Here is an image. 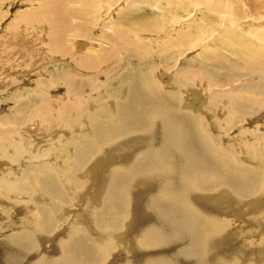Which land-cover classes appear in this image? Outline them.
<instances>
[{"label":"bare ground","instance_id":"bare-ground-1","mask_svg":"<svg viewBox=\"0 0 264 264\" xmlns=\"http://www.w3.org/2000/svg\"><path fill=\"white\" fill-rule=\"evenodd\" d=\"M152 65L134 66L121 83L103 88L105 93L93 96L87 105L81 102L89 109L61 102L63 113L58 116L63 131H72L64 133L67 146L62 145L65 137L51 144L69 155L58 170L44 164L25 166L20 179L18 171L0 176V193L20 192L29 198L14 206L18 220L13 233L0 242V264H103L104 255L122 245L126 253L115 254V264L253 263H243L240 256L264 264V240H256L264 232V181L253 178L264 170V148L248 145L251 159L245 161L255 164L253 169L224 152L218 136L225 124L228 129L236 117H244L247 106L227 105L229 99L215 93L209 106L197 113L179 96L188 87L185 81L177 75L171 79L172 91H167L153 79L156 68ZM66 90L77 94L76 89ZM219 112L226 114L222 122ZM207 113L213 123L203 119ZM0 143H4L0 153L10 161L27 153L22 143ZM33 167L52 172L36 180L37 186L35 178L28 180ZM70 191L78 193L73 199L82 207L69 225L78 230L66 241L59 240L55 250L59 257L47 255L33 262L31 256L45 242L44 236L56 231V224L71 208L65 205L76 206L67 198ZM36 211L40 212L37 218L31 215ZM228 216L239 217L248 225L247 231L231 230L232 224L225 221ZM118 218L128 221L124 229ZM32 224L44 236L32 237L28 232ZM252 240L263 243L255 247Z\"/></svg>","mask_w":264,"mask_h":264},{"label":"rangeland","instance_id":"rangeland-1","mask_svg":"<svg viewBox=\"0 0 264 264\" xmlns=\"http://www.w3.org/2000/svg\"><path fill=\"white\" fill-rule=\"evenodd\" d=\"M149 63L156 68L153 79L165 90L172 91L171 79L179 76L185 81L188 87L179 96L197 113L209 106L215 93L227 97V105L247 106L244 117H254L238 116L228 129L225 124L218 134L219 144L224 152L241 159L240 164L255 169V164L245 160L251 159L248 145L264 148V0H0V142L11 140L27 149V155L12 161L0 153V176L18 171L20 179L25 166L39 168L44 164L58 170L69 155L51 144L71 130L63 131L61 102L84 108L90 98L105 93L103 88L121 83L129 69ZM216 68H221L218 73ZM68 87L77 94L67 92ZM224 116L219 112L221 122ZM52 117L55 123L49 121ZM203 119L213 123L211 114ZM66 140L63 146H67ZM34 167L28 180L35 178V183L52 172L49 168L34 171ZM263 173L259 170L253 178L264 181ZM11 177L13 182L17 180V176ZM0 195L2 242L17 224L14 206L29 198L20 192ZM76 195L68 193L67 198L76 206L65 205L71 208L51 235L40 234L37 224H32V229L28 226L32 237L46 239L31 256L33 262L47 255L59 257L55 253L59 240L66 241L78 230L70 227L82 210L73 199ZM36 212L31 215L37 218L40 212ZM118 221L123 229L128 222ZM225 221L232 224L231 230L242 228L244 233L248 229L237 216H228ZM260 235L256 240L263 241ZM252 241L255 247L264 242ZM125 253L124 245L112 249L104 255L103 264H115L116 255ZM252 259L239 258L243 263L257 261Z\"/></svg>","mask_w":264,"mask_h":264}]
</instances>
